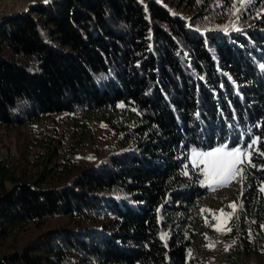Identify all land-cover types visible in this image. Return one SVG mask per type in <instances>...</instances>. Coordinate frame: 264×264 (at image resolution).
Wrapping results in <instances>:
<instances>
[{"label":"trees","instance_id":"trees-1","mask_svg":"<svg viewBox=\"0 0 264 264\" xmlns=\"http://www.w3.org/2000/svg\"><path fill=\"white\" fill-rule=\"evenodd\" d=\"M178 2L45 0L0 18V124L99 116L117 136L84 167L47 135L27 167L0 157V264H205L191 253L208 190L189 155L264 140V14L250 22L261 0ZM252 160L225 264H264ZM51 217L66 222L41 231Z\"/></svg>","mask_w":264,"mask_h":264},{"label":"rangeland","instance_id":"rangeland-1","mask_svg":"<svg viewBox=\"0 0 264 264\" xmlns=\"http://www.w3.org/2000/svg\"><path fill=\"white\" fill-rule=\"evenodd\" d=\"M42 1L45 0H0V18L11 14L23 13L28 5ZM174 2L181 5V2H178V0H174ZM259 3L260 8H256L254 12H248L252 24L264 14V0H261ZM220 13L223 16L228 15V13ZM230 15L234 17V14ZM230 15L223 19H228ZM98 117L95 116L90 120H86L85 128L81 127L78 130L73 127V124L80 122L79 117L74 120L73 116L71 117L64 113L53 114L32 123L21 125L5 126L0 124V157L5 156L8 159L16 160L23 167H27L26 163L28 161L36 160L39 155L44 154L43 137L47 135L52 137L54 141L62 138L63 142L58 149L57 160L61 161L64 156L68 155L70 162L73 161L77 167H84L94 162L97 163L99 160L105 158L110 149H115L113 143L114 139L117 138L113 133L112 127ZM237 147H228L220 144L204 152H210L216 148L231 150ZM74 149H76L74 154L69 155L70 151ZM194 152L199 153L191 151L189 160L202 173L205 167L203 163L204 158L193 157L192 154ZM202 180H205V177L201 174L199 182L201 183ZM202 186L207 188L208 193L196 200L197 208L195 211L201 218L197 225L196 237L192 240L191 256L194 257L196 253L194 259L201 258L205 264H225L223 253L233 244V238L229 234V229L231 230L233 225V218L238 205L241 188L240 178L237 177L232 180L227 186H219L210 180L206 181ZM232 203L236 204L235 210L228 207ZM221 209L225 213L223 216L220 215ZM212 213L216 214L215 218ZM228 214L231 215L229 216ZM65 222L64 217H51L45 220L41 227L42 229H40L42 231L58 227L64 225ZM216 227H220L221 230L217 231ZM39 231L32 228L27 232H29V235H33ZM19 237L26 239L28 235H20ZM209 245L212 246L210 247ZM246 262L254 264L253 258L247 259Z\"/></svg>","mask_w":264,"mask_h":264},{"label":"snow or ice","instance_id":"snow-or-ice-1","mask_svg":"<svg viewBox=\"0 0 264 264\" xmlns=\"http://www.w3.org/2000/svg\"><path fill=\"white\" fill-rule=\"evenodd\" d=\"M245 6V0H241V8ZM235 7V6H234ZM264 140L260 136H256L251 139L242 147L226 150V148H216L210 152H194L192 155L196 158H204L203 163L205 165L202 170L205 180L201 181L204 185L206 181H213L219 186H227L232 180L239 177L243 179L245 170L247 167H255L253 164V155L264 157ZM187 175V172L184 173ZM261 192H264V185L260 188ZM228 207L235 210L236 204L232 203ZM215 218V213H212ZM220 215H225L223 209L220 210ZM229 216L231 214H228ZM217 231H220V227H216ZM230 231V229H229ZM210 247L212 245H209Z\"/></svg>","mask_w":264,"mask_h":264},{"label":"bare ground","instance_id":"bare-ground-1","mask_svg":"<svg viewBox=\"0 0 264 264\" xmlns=\"http://www.w3.org/2000/svg\"><path fill=\"white\" fill-rule=\"evenodd\" d=\"M226 146H228V145H226ZM238 147H240V146H238Z\"/></svg>","mask_w":264,"mask_h":264}]
</instances>
